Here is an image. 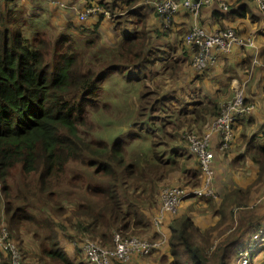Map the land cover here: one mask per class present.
<instances>
[{
    "label": "trees",
    "instance_id": "trees-1",
    "mask_svg": "<svg viewBox=\"0 0 264 264\" xmlns=\"http://www.w3.org/2000/svg\"><path fill=\"white\" fill-rule=\"evenodd\" d=\"M39 1L0 0V225L7 230L4 240L16 242L21 257L33 264H92L80 250L83 241L111 248L115 234L142 236L150 228L147 212L157 209L166 178L180 171L186 184L196 185L199 170L197 162L193 171L186 167L191 157L183 144L176 145L178 132L165 130L172 117L157 124L155 113L166 109L160 106L177 102L174 96L147 94L160 80L158 86L146 88L156 81L149 82L141 92H132V111L125 105L128 91H112L107 101L96 98L111 72L127 73L118 75L125 82L161 73V65L154 69L156 51L145 31L122 33L115 46H105L97 25L89 37L76 27L61 30L49 22ZM174 63L171 78L178 70ZM244 95L245 103L254 104L245 87ZM191 105V114H218L213 103ZM94 112L103 117L98 131ZM257 126L262 143L254 144L251 158L263 170L264 119ZM240 191L231 196L236 204L247 202L248 191L242 197ZM168 227V264H238L236 250L230 249L244 239L243 232L262 228L261 223L230 225L233 229L213 248L211 234L201 233L202 244L192 241L191 230L198 228L184 214L172 217ZM9 252L0 246V264L10 262ZM137 259L112 261L138 264Z\"/></svg>",
    "mask_w": 264,
    "mask_h": 264
},
{
    "label": "crops",
    "instance_id": "crops-1",
    "mask_svg": "<svg viewBox=\"0 0 264 264\" xmlns=\"http://www.w3.org/2000/svg\"><path fill=\"white\" fill-rule=\"evenodd\" d=\"M69 1L70 3L78 4L79 7H84L88 1L91 6L99 5L110 11L112 16H98L92 21H88V19V22L85 21L86 23L84 24L88 26V28L86 27L84 30V35H86V33L91 34L92 27L97 25L96 32L99 34L100 43L102 45L113 47L121 40L120 34L127 32L135 33L142 29L145 31L146 37L150 42V49L156 51L151 58V60L154 61L153 65L154 67L161 65L162 70L158 76L160 78H165L160 85L159 91L158 88L156 89L158 92L155 89L152 91L157 94L161 93V97L174 96L177 101L174 102L177 111L185 110L186 112V114H180L179 111V114L173 115V117L168 120L170 130H176L180 118L182 119L183 131L190 129L197 134H202L205 127L210 124V119L213 116L210 117V115L207 114V116L203 117L202 114L198 116L191 114V104L194 101L200 102L202 105L213 103L217 105L220 110V105L234 96L237 87H245L246 95L252 98V102L256 105L255 111L240 118L239 121L236 122L234 125V141L227 150H220L217 147L218 135H213L211 137L215 153L213 159L214 180L215 178L216 181L218 180L220 172L223 174L222 177H224L225 174H231L232 170L228 165L229 161L234 158V162H241L243 160L241 156L246 157V154L243 153L244 150H242L246 147L244 140H250V137L255 131V126L257 127V125H260L264 119V97L262 91L264 87V22L259 21L252 6L247 3L246 0H213L209 4L204 5L197 15L179 5L175 12L166 18L158 16L155 12L154 2L158 0H116V3H114L115 5L110 9L107 5H110L111 2L115 0ZM127 1L128 4H131L128 8L125 7ZM222 1L229 5V9L226 12L222 11L220 8V2ZM38 5L46 14L53 9L51 8L52 6L44 4L43 0H41V2L39 1ZM57 10L60 15H55L57 16V20L52 21L54 19L52 17L55 16L50 15L51 13H49L50 16H47L49 22L53 26L62 25V15L67 14L70 17L73 15L72 12L67 10L59 8ZM194 26H199L209 32L229 27L234 29L237 34L241 36L253 35L254 46L245 49L235 47L230 52L218 51L212 65L197 71L190 66L194 50L185 41L188 33ZM174 62L178 64V70L176 76L171 78L169 76L171 68L176 67ZM157 80L160 79L158 78ZM195 117L197 120L192 121ZM252 129L253 132L250 133ZM182 135V131H178L179 138H177L176 141V145L178 146L180 144H183V146L185 145ZM242 141L244 146L239 147V143ZM190 157L194 164H192V162L187 164L186 167L189 169L191 167L194 168L196 162L192 156ZM243 162L246 165L249 164L248 161ZM251 162L253 165H248L247 168H250L257 175L258 166L253 161ZM259 173V177L263 176L264 169L261 170V172L259 171ZM166 180L172 181L171 183L176 182L181 185H188L186 184L187 179L180 171L173 172ZM225 181L227 182H220L219 185L215 184L214 181L215 192L219 189V192H221L223 196L221 200L214 202L211 199H200L197 203H194L195 199L198 198L187 196L180 202L176 215L169 213L163 215L160 230L163 236H165V243L162 251L169 249L168 238L170 236V231L168 226L170 220L174 216L182 214L188 215L189 213L185 212V208L189 209L188 207L191 206V203H194V206H196L192 207L194 210L193 215H196L199 209L204 207L203 216H206L210 210H213L215 213L219 211V216L216 215L213 219L214 223L218 221L219 224H233L234 228L241 224L261 223V230L264 231V194H262L260 190V193L256 195L255 190L258 185L262 189L264 187V181L256 185L254 184L252 188L248 190L247 202H243L242 204H236L231 196H229V198H224V194L231 188L246 190L247 185L251 184L253 181L246 184L249 180H235L236 183H242L238 185H233V182L230 181V177L228 180L226 178ZM236 195L238 196L239 194L234 193V196ZM235 209L239 211L238 216L236 213L237 210L234 212ZM154 212L151 214L147 212V216L150 218L154 215ZM232 213L233 215H231ZM199 219L201 218H197L196 221L203 220V225L205 227L214 224L211 223V220H207L206 218L202 220ZM253 233L254 232H243V234H246L244 239H241L233 249L237 251L246 248V243L250 242ZM142 235L147 238H157L159 234L150 226L149 230L142 233ZM256 260L262 261V256L258 255ZM135 262L138 264L153 263L146 258H139L135 260Z\"/></svg>",
    "mask_w": 264,
    "mask_h": 264
},
{
    "label": "built area",
    "instance_id": "built-area-1",
    "mask_svg": "<svg viewBox=\"0 0 264 264\" xmlns=\"http://www.w3.org/2000/svg\"><path fill=\"white\" fill-rule=\"evenodd\" d=\"M213 0H158L154 2L155 12L158 16L169 17L176 8L181 5L197 15L204 5ZM220 1V0H219ZM251 3L252 0H247ZM261 19L264 20V0H253ZM50 4L66 7L75 11L74 5H68L65 1L47 0ZM146 2V1H145ZM147 3V2H146ZM222 5V4H221ZM226 5L223 4V10ZM79 20H88L98 16L110 17L112 14L99 5H86L77 11ZM186 43L194 50L191 66L197 70H203L214 63L218 51L229 52L234 47L254 46L253 35L241 36L232 28L219 29L212 32L194 26L186 37ZM254 104L245 103L244 88L237 87L234 96L220 105L218 114L210 119V124L205 127L202 134L184 130L182 135L185 148L197 162L199 170V182L196 185H167L162 186L158 194L157 209L149 218L152 229L159 235L157 238H147L138 235L122 237L119 234L113 236V246L103 247L95 241L85 240L80 245V250L86 259L92 264H113L112 258L122 262H128L132 258L144 257L164 246L165 236L161 232L162 217L165 213L175 214L180 202L187 196L198 199L215 198L213 159L215 157L212 146V136L218 135L217 147L226 149L234 138V125L243 116L254 112ZM6 232L0 236V246L9 249L10 264H33L23 259L13 242L5 241ZM264 239V233L256 232L252 238ZM238 264L251 262L250 252L239 250L237 254ZM264 264V260L260 263Z\"/></svg>",
    "mask_w": 264,
    "mask_h": 264
},
{
    "label": "rangeland",
    "instance_id": "rangeland-1",
    "mask_svg": "<svg viewBox=\"0 0 264 264\" xmlns=\"http://www.w3.org/2000/svg\"><path fill=\"white\" fill-rule=\"evenodd\" d=\"M43 1L45 3H49V2H47V0H43ZM52 1L59 2V0H52ZM63 1H65L66 3H69L70 2L69 0H63ZM74 1H77V0H74ZM71 4H74V3H71ZM223 4L226 5V9H224V10H223ZM249 4L252 6V8L255 11V14L257 15V17L259 19H261V16H260L261 13L259 12V10H258L256 4L254 3V1L252 0L251 3L249 2ZM74 5H75L76 9L73 12L72 17L68 16L67 14H64V15L61 16V18L63 20L62 25H56L59 29L65 30L68 27H76L77 30L84 31L86 27L88 28V26L84 25L86 23L85 20L81 21V20H79V18L77 16V11H79V5L78 4L77 5L74 4ZM130 6H131V4H128V3L125 4V7L126 8H128ZM52 8L53 9L49 13H51L50 15H54V16L55 15L60 16L59 13H58L59 11L57 10L58 8L59 9H63V10H67V11L69 10L66 7H60L58 5H53ZM122 8L125 9L124 7H122ZM220 8H221L222 11L226 12L229 9V5L226 2L222 1V2H220ZM49 13L47 14V16H50ZM52 18H54L52 21L57 20V16L52 17ZM92 20H95V19L94 18H91L88 21H92ZM227 28H229V27H227ZM81 31H80V34H81ZM82 36L89 37V36H91V34L90 33H86V35L83 34ZM155 68H157V67H154V69ZM125 74H127V73H125ZM125 74L120 73V72H116V71L109 73L108 76L104 79L103 86L100 87L98 89V91H96V98L100 99L101 101H103L104 99H105V101H107L108 100V97H109V95L111 94L112 91H118V92H122L124 94H125L126 91H128V92H130L128 94L130 97H128V99H126V101H125L126 104L125 105H126L128 111H132L134 109L133 106H132V104H134V101H135V99H134L135 96L132 95V92H134L135 94H137L138 92H141V87L148 85L149 82H155L156 81L154 84L151 83V85H148L146 88H153L155 86L160 85V83L157 82L158 81L157 80L158 78L160 79V82H162L163 80H165V78H160L158 75L157 76H154L151 79L153 73L147 76V79L148 80L147 79H145V80L143 79L141 81H135L134 80L132 82H125L123 78L122 79H118V75H125ZM135 86H139L140 87L139 88L140 91L138 89H135L134 88ZM159 89H160V86L158 87V91H159ZM152 90L153 89H150L147 94L152 95L153 94ZM160 95H161V93L160 94H157L156 96H159V98H160ZM123 96L125 97V95H123ZM228 100H230V98ZM252 101H253V99L252 98H249V101L248 102H252ZM166 104H167L166 106L165 105L164 106L163 105L160 106V107L166 108L165 109V113L161 112L160 110H158V112L155 113V115L157 116V119H158L157 120V124H159V123L164 124L165 123L164 122L165 118H167V117H173V115H175V113H176V106H175V103L174 102L168 101V102H166ZM191 107H192V105L190 106V108ZM179 120L180 121L178 122V125H177V128H176V132L182 131V133H184L183 127H182V119L179 118ZM92 121H94L96 123V125H97L96 131H98L100 125L103 124V117L100 115V113L98 114V113L94 112V113H92ZM257 127L255 128V131L254 132H253V129L250 131V133L253 132V134H252L253 138L252 139H255V140H253L252 144L251 143H248V140L247 139L244 140V143H245L246 147H245V149H242V150H244L243 153L246 154V157L241 156V159H243L241 162H239V161L238 162H234V158H232L229 161V163H228L229 167L232 170V172L230 171L231 174H225V176L222 177L223 174H222V172H220L219 173L218 180L216 181V178L214 180L215 181V184H217V185H219L220 182H227L225 180H226V178L228 180L229 177H230V181L233 182V185L242 184V183H236L235 180H238V181H248L249 180L248 182H246V184H248V183H250V182L253 181L251 184L247 185V189L246 190L240 191V197H242V195H244L250 188H252V186L254 184L256 185V184H259L260 182H263L264 181V173H263V176L259 177V175H260L259 171L261 172V170L259 169V166L258 165H257L258 166L257 175L250 168H247L248 165H253V163L251 162V161H253L252 158H251V154H253V152H254V144H257V142L262 143L261 137L257 134L258 133V128ZM166 128H167V129H165L166 131L170 130L169 124L167 125ZM190 131H193V130H190L189 129L188 132H190ZM193 132H195V131H193ZM234 137H235V135H234ZM258 139H260V140H258ZM233 141H234V138H233ZM233 141L230 143V145L225 150H227L231 146V144L233 143ZM250 144L253 147L248 148V146ZM243 146L244 145H243V141H242V142L239 143V147H243ZM192 161L193 160L191 159V161L189 163H191ZM243 161H245V162L248 161L249 164L246 165ZM192 164H194V163H192ZM240 165H242V166H240ZM189 170H192L193 171L192 168H190ZM171 182L172 181H170V180H165V182H164V184L162 186L177 185V184H179V183H176V182H174V183H171ZM243 185H245V184H243ZM161 187L159 189H161ZM234 190L235 189H232L231 188L228 192H226L224 194V198H227V197L229 198V196H234ZM255 190H256V195L260 193V190L262 191V194H264V187L261 189L259 187V185H258L255 188ZM216 192H217L216 193V197L215 198H210L214 202H217V201L221 200L222 197H223L222 194H221V192H219V189ZM198 200H200V199H195L194 203H197ZM202 200H207V199H202ZM194 203H191V206L188 207L189 209L185 208V212H188L189 214L188 215L187 214H184V215L188 216L189 218H191L192 221H193V223H194V227L196 226L198 228L197 229V232L195 230H191L192 231L191 239L196 244H202V240H199L200 239V236H201V233H204L208 238L210 237V234H211V239L209 241L211 242V246L213 244L212 247L214 248V245L216 244V242H218L219 240H223L224 238H226V236L229 234V232L234 228V225L233 224H228V223H226V224L225 223L219 224L218 221H216L214 223V220L213 219H214V217L216 215L219 216V211H217L215 213L213 210H210L209 213H207L206 216H203L204 215L203 214V210H205L204 207H202L201 209H199V211L196 213V215H193L194 210L192 209V207L195 205ZM194 207H196V206H194ZM236 210L237 209H235L234 212ZM236 213H237V216H238L239 211L237 210ZM231 215H233V213ZM197 218H201L199 220H202V219L206 218L207 220H211L212 221L211 223H214V224H211V226H209V227H205L203 225V220L202 221H196ZM3 223H5V222H3ZM230 225L233 226V228L231 230L229 229V226ZM0 226H1L0 236H2L5 232L7 233V230L2 229L3 225H0ZM226 232H228V233L227 234H224ZM134 235H137V234H134ZM207 237L205 238L206 241L208 240ZM205 239H204V241H205ZM13 243L17 247V243L16 242H13ZM37 244H31V245H32L33 248H35V246H37ZM76 244H77V247H78L79 240L76 242ZM246 246L247 247L245 249L248 252H250L251 255L253 253L259 251L260 256H262V260L264 259V239H261L259 237L258 239L254 240L253 242H247L246 243ZM213 248H211V251H212ZM78 249H79V247L77 248L76 251L79 253V250ZM73 250H75V249H73ZM179 250H181V249H179ZM232 250H233V248L230 249V251H232ZM209 252H208V254H209ZM139 258H142V259L146 258L147 260H151L153 262L152 264H168V262L170 260H172V258L170 256V249H166L165 251L159 250L157 252H153V254H150V255H147V256H144V257H139ZM78 259L79 260H84L83 259V256H81V255L78 257ZM237 261H239V259ZM184 262H185V260H184ZM6 264H10V262H7ZM252 264H258V263L257 262H254Z\"/></svg>",
    "mask_w": 264,
    "mask_h": 264
},
{
    "label": "clouds",
    "instance_id": "clouds-1",
    "mask_svg": "<svg viewBox=\"0 0 264 264\" xmlns=\"http://www.w3.org/2000/svg\"><path fill=\"white\" fill-rule=\"evenodd\" d=\"M246 2L249 3V1H247V0H246ZM46 4H47L48 6H51L50 3H46ZM67 4H68V5H74V4H71L70 2L67 3ZM86 5H87V4H86ZM86 5H85V6H86ZM52 6H53V4H52ZM74 6H75V5H74ZM79 8H82V7H79ZM68 9H69V8H68ZM107 10H108V9H107ZM108 11H109V10H108ZM73 12H74V11H73ZM73 12H72V13H73ZM109 12H110V11H109ZM102 17H104V16H102ZM257 18H258V17H257ZM258 19H259V18H258ZM259 21L264 22V20H259ZM243 47H244V46H243ZM234 48H235V47H234ZM248 48H249V47H248ZM232 49H233V48H232ZM230 51H231V50H230ZM230 51H229V52H230ZM185 149H186V148H185ZM189 155H190V154H189ZM179 185H181V184H179ZM190 197H192V196H190ZM157 200H158V199H157ZM149 224H150V223H149ZM150 226H151V225H150ZM260 230H261V229H259L258 232H259ZM261 232L264 233L263 230H261ZM255 233H256V232H255ZM253 234H254V233H253ZM253 234H252V236H253ZM252 236H251V238H250V242H253V241H254V239L252 238ZM241 249H242V248H241ZM239 250H240V249H239ZM239 250H237V251H236V254H235V259H236V261H237V254H238ZM243 250H246V249L243 248ZM250 259H251V261H256L258 264H260V263L263 261V260H262V261H258V260H256V257H255V258H252V255H251V254H250ZM237 263H238V262H237Z\"/></svg>",
    "mask_w": 264,
    "mask_h": 264
}]
</instances>
